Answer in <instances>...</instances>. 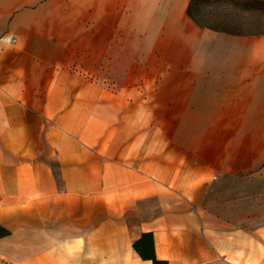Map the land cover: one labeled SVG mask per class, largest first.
<instances>
[{
    "label": "crops",
    "instance_id": "crops-1",
    "mask_svg": "<svg viewBox=\"0 0 264 264\" xmlns=\"http://www.w3.org/2000/svg\"><path fill=\"white\" fill-rule=\"evenodd\" d=\"M189 2L0 0L1 264H152L143 231L163 264L264 247L206 201L264 178V31L202 26Z\"/></svg>",
    "mask_w": 264,
    "mask_h": 264
},
{
    "label": "rangeland",
    "instance_id": "rangeland-1",
    "mask_svg": "<svg viewBox=\"0 0 264 264\" xmlns=\"http://www.w3.org/2000/svg\"><path fill=\"white\" fill-rule=\"evenodd\" d=\"M261 5H264V0H200L193 3L192 13L201 23L221 30L254 33L264 31V8L257 7ZM208 188L206 201L208 208H214L217 212L212 215L219 218L216 221H226L227 225H264V178L254 181L248 180L244 174H237L224 177L219 187L210 185ZM251 190L259 192L258 205L254 204L257 200L251 201L249 197H245ZM219 192L221 204L217 203ZM240 195L243 197L239 198ZM235 196L237 197L234 200ZM216 232L210 231L211 236ZM227 232L228 236H232L233 231ZM244 232H254L256 237L264 239V229ZM242 264H264V247L260 246L254 257L247 255Z\"/></svg>",
    "mask_w": 264,
    "mask_h": 264
},
{
    "label": "trees",
    "instance_id": "trees-1",
    "mask_svg": "<svg viewBox=\"0 0 264 264\" xmlns=\"http://www.w3.org/2000/svg\"><path fill=\"white\" fill-rule=\"evenodd\" d=\"M200 1V0H190L188 7H187V13L188 15L198 24L202 26H207L211 28H215L214 26L203 24L201 23L192 13V5L194 2ZM250 1V0H249ZM252 1V0H251ZM258 8H264V5L257 6ZM218 29V28H215ZM227 31V30H226ZM9 231L4 228L2 225H0V236L8 234ZM132 248L137 252V254L141 258H148L151 260L152 264H163L164 260L155 259L153 254V247H152V234L150 231H143L139 234L138 238L134 239L131 243Z\"/></svg>",
    "mask_w": 264,
    "mask_h": 264
}]
</instances>
